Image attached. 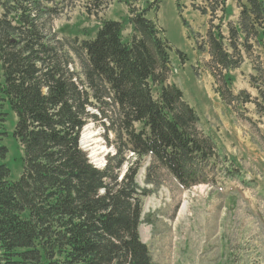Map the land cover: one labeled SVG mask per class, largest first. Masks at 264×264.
<instances>
[{"label":"trees","instance_id":"obj_1","mask_svg":"<svg viewBox=\"0 0 264 264\" xmlns=\"http://www.w3.org/2000/svg\"><path fill=\"white\" fill-rule=\"evenodd\" d=\"M52 2L0 0V142L8 105L22 150V174L12 180L9 149L0 145V264H155L139 233L142 199L150 191L137 183L138 167L121 178L119 148L98 168L79 141L91 97H102L128 149L152 158L147 182L154 164L185 188L209 182L204 169L217 156L216 144L199 137L197 112L168 83L171 46L157 19L147 16L162 0L130 15L132 38L123 37L126 22L106 20L95 37H70L66 44L55 32L51 37ZM230 33L231 42L262 44L264 0L241 4ZM64 45L80 60L83 80L70 72ZM210 56L226 70L243 58L225 49L220 32L211 35ZM233 81L225 75L228 87Z\"/></svg>","mask_w":264,"mask_h":264},{"label":"rangeland","instance_id":"obj_2","mask_svg":"<svg viewBox=\"0 0 264 264\" xmlns=\"http://www.w3.org/2000/svg\"><path fill=\"white\" fill-rule=\"evenodd\" d=\"M153 1L54 0L49 6L56 14L47 24L53 26L51 37L55 32L66 44L70 37V42L76 36L78 41L95 37L106 20L123 21V37L128 39L134 35L128 18ZM244 3L162 0L157 13H147L157 19L171 46L169 82L173 80L197 112L199 137L216 144L217 156L204 169L209 182L185 188L158 164L147 182L152 158L134 155L119 136L108 100L91 97L84 126L87 133L91 131L84 142L91 150V162L102 169L121 148L125 161L120 176L138 167L137 183L150 191L142 199L139 233L155 264H264V41L234 38L231 42L230 28L236 26ZM218 32L225 49L235 59L243 57L238 67L226 70L211 60V35ZM65 47L71 51L70 72L83 80L80 60L71 47ZM227 74L234 79L230 87L225 84ZM3 109L8 110L3 126L7 135L0 145L9 149L11 178L18 180L22 150L13 135L17 117L8 105Z\"/></svg>","mask_w":264,"mask_h":264},{"label":"water","instance_id":"obj_3","mask_svg":"<svg viewBox=\"0 0 264 264\" xmlns=\"http://www.w3.org/2000/svg\"><path fill=\"white\" fill-rule=\"evenodd\" d=\"M85 129H86V128H83V130H82V133H81L80 141H79V142H80V146H81L82 148H85V149L88 150V152H89V157L92 158L91 150L88 149V146L85 145V143H84V136H85V134L87 133V131H85ZM93 161L95 162V160H93ZM101 193H104V190H102Z\"/></svg>","mask_w":264,"mask_h":264},{"label":"bare ground","instance_id":"obj_4","mask_svg":"<svg viewBox=\"0 0 264 264\" xmlns=\"http://www.w3.org/2000/svg\"><path fill=\"white\" fill-rule=\"evenodd\" d=\"M86 130H87V127H86L85 131ZM90 135H91V131L85 134V136H84V142H85V140H87L90 137Z\"/></svg>","mask_w":264,"mask_h":264},{"label":"crops","instance_id":"obj_5","mask_svg":"<svg viewBox=\"0 0 264 264\" xmlns=\"http://www.w3.org/2000/svg\"><path fill=\"white\" fill-rule=\"evenodd\" d=\"M170 83H174L173 80H171Z\"/></svg>","mask_w":264,"mask_h":264}]
</instances>
